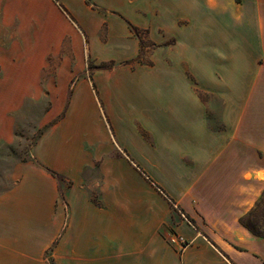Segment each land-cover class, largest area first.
I'll use <instances>...</instances> for the list:
<instances>
[{
  "label": "crops",
  "instance_id": "crops-1",
  "mask_svg": "<svg viewBox=\"0 0 264 264\" xmlns=\"http://www.w3.org/2000/svg\"><path fill=\"white\" fill-rule=\"evenodd\" d=\"M2 1L31 10L29 40L45 43L39 53H71L68 62L83 53L98 61H141L97 70L92 80L84 69H70L75 82L66 108L64 96L53 102L43 122L63 114L33 150L35 160L74 181L67 197L70 210L58 202V182L45 168L33 161L17 165L16 184L0 195V264H264V234L250 232L239 221L261 196L259 190L238 188L235 196H216L222 207L206 217L205 230L189 227L180 217L188 242L177 249L148 235L134 240L128 217L117 215L107 195L98 206L81 187L82 173L101 149H126L157 188L140 152L264 150L258 124L248 135L244 131V107L250 101L227 78L230 72L250 71L258 74L254 81L264 79V0ZM129 23L148 41L173 37L189 43L183 49L144 50ZM182 25L192 34L184 36ZM188 72L211 95L209 101L198 97ZM210 117L224 128L210 130ZM8 138L0 135V140ZM240 179L264 183V164L250 162ZM226 182L219 179L220 186Z\"/></svg>",
  "mask_w": 264,
  "mask_h": 264
},
{
  "label": "rangeland",
  "instance_id": "rangeland-1",
  "mask_svg": "<svg viewBox=\"0 0 264 264\" xmlns=\"http://www.w3.org/2000/svg\"><path fill=\"white\" fill-rule=\"evenodd\" d=\"M12 6V3L3 1L0 4V135L9 136L0 140V195L16 184L13 170L17 165L28 161L37 163L33 157L35 145L63 112L50 123L43 122L44 116L52 109L53 102H59L63 96L66 108L71 96L75 78L71 80L73 74L70 69H84L92 80L95 71L107 70L104 67L110 63L120 67L124 62L98 61L91 53H83L80 60L68 62L66 58L71 53H39L45 43L29 40L34 28L30 25L31 10ZM182 29L184 36L192 34L191 28L182 25ZM138 36L144 50L148 51L183 49L189 43L178 42L173 37L160 42L148 41L140 29ZM143 58L145 63L151 64L145 56ZM247 65L252 66L250 62ZM188 76L198 97L209 101L211 95L199 88L197 80L189 72ZM254 77L258 80V74L254 76L250 71H235L227 75L228 81L237 83L243 90V97L250 101L244 107L246 135L257 124L264 132V79L254 81ZM67 86H70L68 91ZM209 128L215 131L224 126L220 119L210 117ZM246 139L252 141L251 136ZM157 151H143L140 155L152 167L145 170L146 174L163 188L161 191L133 165L130 160L134 158L124 148L116 152L101 149L99 158L82 173L81 187L88 192L91 201L103 206L102 194L105 193L117 215L128 217L127 224L134 240L137 236L148 235L154 241L181 249L188 240L180 219H184L191 228L194 225L205 230L208 227L206 217H212L214 211L222 207L216 196H235L238 188L242 193L246 190L261 192L251 210L244 213L239 221L252 233L264 232V183L250 181L246 184L240 179L244 167L250 162L254 166L258 162L264 164V150L247 153L243 146L234 149L198 147L196 152L166 156ZM123 158L127 163L118 161ZM221 178L228 185L220 186ZM56 180L58 202L69 211L67 197L74 181L65 175ZM162 192H166L176 206Z\"/></svg>",
  "mask_w": 264,
  "mask_h": 264
},
{
  "label": "trees",
  "instance_id": "trees-1",
  "mask_svg": "<svg viewBox=\"0 0 264 264\" xmlns=\"http://www.w3.org/2000/svg\"><path fill=\"white\" fill-rule=\"evenodd\" d=\"M129 26H130V29L136 34V35H138V29L134 26V25H132L131 23H129ZM136 62H140V58L138 57V58H136V59H132V60H128V61H124V62H121V65L122 66H125V65H133L134 63H136ZM115 67V65H114V63H110V64H108V66H106V67H104V68H106V69H112V68H114ZM37 161V160H36ZM37 164H39L40 166H42L43 168H45L52 176H54L56 179H58L59 177H62V176H64V175H62V174H60L59 172H57L56 170H53V169H51V168H49V167H46V166H44L43 164H41L39 161H37ZM158 186V185H157ZM159 187V186H158ZM160 189H162L161 187H159ZM254 234H256V235H262V234H264V232L263 233H256V232H254Z\"/></svg>",
  "mask_w": 264,
  "mask_h": 264
},
{
  "label": "water",
  "instance_id": "water-1",
  "mask_svg": "<svg viewBox=\"0 0 264 264\" xmlns=\"http://www.w3.org/2000/svg\"><path fill=\"white\" fill-rule=\"evenodd\" d=\"M159 189V188H158ZM160 190V189H159ZM161 191V190H160Z\"/></svg>",
  "mask_w": 264,
  "mask_h": 264
}]
</instances>
